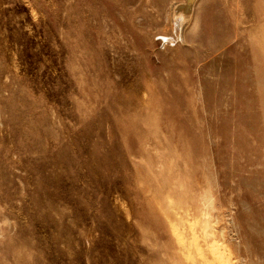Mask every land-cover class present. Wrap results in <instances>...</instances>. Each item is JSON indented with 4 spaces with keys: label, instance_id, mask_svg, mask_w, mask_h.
<instances>
[{
    "label": "rangeland",
    "instance_id": "374dc122",
    "mask_svg": "<svg viewBox=\"0 0 264 264\" xmlns=\"http://www.w3.org/2000/svg\"><path fill=\"white\" fill-rule=\"evenodd\" d=\"M0 264H264V0H0Z\"/></svg>",
    "mask_w": 264,
    "mask_h": 264
},
{
    "label": "bare ground",
    "instance_id": "6f19581e",
    "mask_svg": "<svg viewBox=\"0 0 264 264\" xmlns=\"http://www.w3.org/2000/svg\"><path fill=\"white\" fill-rule=\"evenodd\" d=\"M187 12V11H186ZM177 25H178V23H177ZM186 26V25H185ZM185 28V27H184ZM183 32V31H182ZM211 202V201H210ZM209 204V203H208ZM207 204V207L209 208V205ZM210 205H212V204H210ZM211 208V207H210Z\"/></svg>",
    "mask_w": 264,
    "mask_h": 264
}]
</instances>
